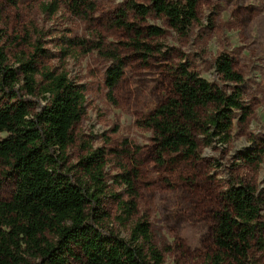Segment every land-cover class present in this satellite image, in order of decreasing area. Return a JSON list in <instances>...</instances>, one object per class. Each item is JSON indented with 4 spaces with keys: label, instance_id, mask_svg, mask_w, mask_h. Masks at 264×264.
<instances>
[{
    "label": "rangeland",
    "instance_id": "rangeland-1",
    "mask_svg": "<svg viewBox=\"0 0 264 264\" xmlns=\"http://www.w3.org/2000/svg\"><path fill=\"white\" fill-rule=\"evenodd\" d=\"M71 1L0 0V46L16 65L40 45L49 54L39 58L40 70L66 72L85 87L86 113L73 128L66 166L82 178L85 158L96 150L104 153L108 196L102 208L110 215L109 226L129 238L134 224L147 220L163 264H210L215 251L214 214L224 206L230 186L252 185L262 200L264 220V155L259 151L264 146V0H200L198 22L187 34L176 32L152 14L142 24L161 26L165 33L145 39L155 47L148 57L124 45L133 33L115 21L131 2L148 5L151 0H90L94 8L82 7L80 14ZM52 3L58 6L55 13L43 10V5ZM128 19L140 22L132 12ZM65 37L82 38L85 46L64 57ZM99 46L107 51L118 48L124 61V75L112 97L105 83L112 61L99 52ZM223 55L244 76L240 87L248 116L243 119V113H237L229 142L207 145L198 135L195 157L161 160L153 133L139 121L172 94L180 63L231 93L237 84L224 80L216 66ZM124 172L133 174L136 195L120 182ZM14 189V177L8 168H0V198L9 199ZM115 194L123 200L135 199L136 211L130 220H121ZM73 264L81 263L73 260ZM248 264H264L262 252L254 250Z\"/></svg>",
    "mask_w": 264,
    "mask_h": 264
},
{
    "label": "trees",
    "instance_id": "trees-1",
    "mask_svg": "<svg viewBox=\"0 0 264 264\" xmlns=\"http://www.w3.org/2000/svg\"><path fill=\"white\" fill-rule=\"evenodd\" d=\"M200 0H151L148 5L131 2L120 10L115 25L133 33L124 45L148 57L155 47L145 39L161 37V26L142 23L152 14L164 19L180 34H187L198 22ZM55 13V3L43 5ZM76 14L93 9L90 0H72ZM140 20L130 21L129 13ZM85 40L65 37L62 56ZM111 59L106 71L108 95L124 75V61L114 50L98 47ZM49 56L40 45L29 58L9 62L0 46V168H8L15 179L9 199L0 198V264H163L164 257L152 240L150 223L139 220L129 238L109 226L110 215L102 208L108 196L104 179V153L96 150L82 162L84 175L75 177L67 168L68 149L74 142L73 128L86 113L85 87L73 82L66 72L38 68V60ZM224 80L237 86L231 93L222 90L180 63L174 72L172 94L152 113L139 121L149 129L159 158L171 156L189 160L199 149L198 135L207 145L231 140L238 112L249 114L240 87L244 76L223 55L216 63ZM40 75V78H39ZM264 155V146L259 150ZM248 158L250 155H247ZM131 172L119 175L120 182L136 195ZM85 178H87L85 180ZM119 200L122 221L135 214V199ZM262 200L250 184L232 185L225 204L214 214L212 240L215 251L210 264H248L254 250L264 257Z\"/></svg>",
    "mask_w": 264,
    "mask_h": 264
}]
</instances>
